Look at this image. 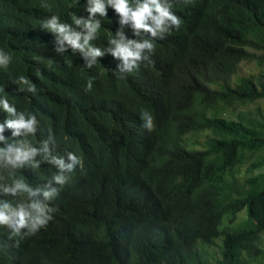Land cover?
I'll return each instance as SVG.
<instances>
[{
  "label": "trees",
  "instance_id": "16d2710c",
  "mask_svg": "<svg viewBox=\"0 0 264 264\" xmlns=\"http://www.w3.org/2000/svg\"><path fill=\"white\" fill-rule=\"evenodd\" d=\"M87 4L0 0V51L10 57L0 95L37 120L34 134L6 128L5 137L81 160L62 186L42 153L37 167L12 169L58 192L46 201L52 219L35 232L0 225V264H264V0H172L181 24L156 37L121 24L106 4L104 16L91 14L100 22L94 58L40 26L56 15L86 32L72 18L89 19ZM118 31L153 39V50L126 65L109 43ZM0 166V184L10 185V166Z\"/></svg>",
  "mask_w": 264,
  "mask_h": 264
},
{
  "label": "clouds",
  "instance_id": "9594fccd",
  "mask_svg": "<svg viewBox=\"0 0 264 264\" xmlns=\"http://www.w3.org/2000/svg\"><path fill=\"white\" fill-rule=\"evenodd\" d=\"M110 5L120 15V23L131 22L134 29H142L150 34V37H156L158 33L170 31L172 27H178L181 24L180 18L170 11L172 0H88L87 11L89 19L82 20L73 16V23L81 25L86 32L77 31L70 27L69 24L61 22L56 15H52L48 19L40 21V26L53 32L57 41L63 45L64 42L72 49L84 50L87 47V54L94 57L102 55L97 47L89 44L94 34L100 28V22L91 18L92 13H100L105 15V5ZM118 38H109V43L113 46L111 51L114 56L121 57L126 65L135 66L137 61L142 59V50L147 49L151 52L154 48V40L145 38L141 42L131 39H125L121 32L116 33ZM9 55L0 51V67L6 66L9 62ZM95 63V60L88 62V66ZM131 71V67H129ZM14 83L27 85V90L34 91V85L29 84L24 76H18ZM91 87V84H88ZM0 111L8 114V116L0 121V161L4 165H8L7 172L11 179L8 183L0 184V192L9 194L13 197L19 194L26 199H20L13 203L8 199L0 200V225H7L12 228L13 234H20L22 228L27 229V234L35 232L38 228L46 225L52 219L50 213L54 211L46 201L57 195V187H33L23 178L14 179L15 173L12 169H17L24 161L37 167L38 162L32 157L38 153H42V159L47 160L50 164L55 165L56 171L51 176V181L55 185H64L68 180V173H71L74 167L81 164L80 158L73 152L68 151L65 155L59 156L50 152L47 142L42 143L39 148L33 147L28 143L27 139H20L9 142L5 137L6 128L12 130V137L27 136L36 132L37 120L34 115L28 112H20L13 104H10L7 97L0 95ZM143 127L150 129L152 127V117L147 111L140 113ZM0 170H5L0 166ZM38 194L42 195L43 201L38 199Z\"/></svg>",
  "mask_w": 264,
  "mask_h": 264
},
{
  "label": "rangeland",
  "instance_id": "374dc122",
  "mask_svg": "<svg viewBox=\"0 0 264 264\" xmlns=\"http://www.w3.org/2000/svg\"><path fill=\"white\" fill-rule=\"evenodd\" d=\"M248 69H255V65L254 64H244L243 65V67H242V71H245V70H247L248 71ZM225 115L227 116V117H231V113H225ZM218 135L220 136V137H223V135L221 134V133H218ZM261 171H264V166L262 167V168H260V169H258V172H261Z\"/></svg>",
  "mask_w": 264,
  "mask_h": 264
}]
</instances>
